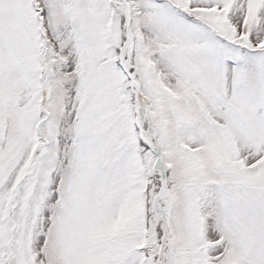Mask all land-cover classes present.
Segmentation results:
<instances>
[{
    "label": "snow or ice",
    "instance_id": "obj_1",
    "mask_svg": "<svg viewBox=\"0 0 264 264\" xmlns=\"http://www.w3.org/2000/svg\"><path fill=\"white\" fill-rule=\"evenodd\" d=\"M0 264H264V0H0Z\"/></svg>",
    "mask_w": 264,
    "mask_h": 264
}]
</instances>
